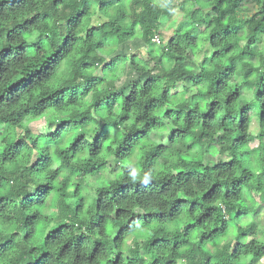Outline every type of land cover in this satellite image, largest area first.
<instances>
[{
    "label": "clouds",
    "instance_id": "1",
    "mask_svg": "<svg viewBox=\"0 0 264 264\" xmlns=\"http://www.w3.org/2000/svg\"><path fill=\"white\" fill-rule=\"evenodd\" d=\"M0 264H264V0H0Z\"/></svg>",
    "mask_w": 264,
    "mask_h": 264
}]
</instances>
